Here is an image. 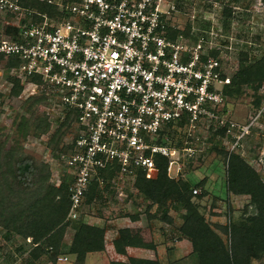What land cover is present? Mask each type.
Listing matches in <instances>:
<instances>
[{
  "label": "built area",
  "instance_id": "1",
  "mask_svg": "<svg viewBox=\"0 0 264 264\" xmlns=\"http://www.w3.org/2000/svg\"><path fill=\"white\" fill-rule=\"evenodd\" d=\"M37 1L55 14L0 0V15H12L16 23L7 24L17 29L0 32V68L40 86L54 110L72 117L65 151L48 155L62 168L52 184L69 185L67 221L78 219L94 181L119 198L126 187L136 191L139 172L156 177L155 158L176 180L203 154L212 128L225 130L230 154L264 112L246 124L229 119L225 89L243 42L212 19L199 26L181 0ZM113 170L111 180L101 176Z\"/></svg>",
  "mask_w": 264,
  "mask_h": 264
},
{
  "label": "trees",
  "instance_id": "2",
  "mask_svg": "<svg viewBox=\"0 0 264 264\" xmlns=\"http://www.w3.org/2000/svg\"><path fill=\"white\" fill-rule=\"evenodd\" d=\"M18 4L27 10L39 14L53 16L54 9L37 0H18ZM224 29H228L227 19L232 17V10L223 9ZM8 33H16L17 29L8 26ZM232 68V66L230 67ZM32 81L38 82L32 78ZM243 86L252 88L254 100L252 106L260 109L264 103V50L262 55L254 61L248 60V54L240 55L237 71L231 78V85L226 87V97H240ZM22 87H15L12 91L18 95ZM45 99L44 95L31 97L26 101L29 113ZM73 128L72 117L68 114L65 120L49 136L47 147L56 152L65 151L60 146L67 130ZM22 139L29 136L40 137L49 132L50 124L46 117H21L16 127ZM213 137L220 140L225 136L224 129L210 131ZM220 140L218 142H220ZM208 142H211L209 139ZM181 145V142H179ZM222 156L226 164L225 191L228 196L247 197L248 204L241 216L235 221L230 218L227 224L212 222L200 211L194 199H202L207 195L205 190L206 178L195 186L201 189L199 196L192 195L193 187L190 181L181 178L173 180L166 174V159L155 158L157 175L147 179L139 172L134 182L135 190L143 197L147 206L144 210L149 232L157 223L173 225L174 220L169 211H180V225L176 231L178 240H187L191 244L192 252L197 258V264H255L264 259V181L258 173L241 157L239 153L228 154L224 150L211 147ZM116 170L102 171L105 180H111ZM50 169L46 164L36 163L25 156L18 143L7 146V140L0 141V229L5 232V238L16 235L33 245L42 253L45 259L56 264L62 254H69L74 261L70 264H84L88 254L101 253L104 248V230L87 225L78 219L66 220L69 212V185L64 180L59 187L50 183ZM110 188L109 185L104 187ZM94 181L85 194V202L90 203L95 193L99 191ZM84 202V203H85ZM139 213L131 217L132 221L139 219ZM218 216V215H215ZM70 227L73 230L71 244H62L64 233ZM68 247V249H67ZM117 254L124 255L125 249L143 248L154 249L153 241L143 242L140 238L131 236L128 228L118 231L113 241ZM68 258V257H67ZM161 257L155 260L128 258V262L113 261L108 264H162ZM27 264H31L30 261Z\"/></svg>",
  "mask_w": 264,
  "mask_h": 264
},
{
  "label": "rangeland",
  "instance_id": "3",
  "mask_svg": "<svg viewBox=\"0 0 264 264\" xmlns=\"http://www.w3.org/2000/svg\"><path fill=\"white\" fill-rule=\"evenodd\" d=\"M180 2L189 15L195 11L197 14L196 23L199 26L202 25L203 17L223 25V9L227 7L232 10V17L227 19L228 29H224V31L239 38L243 44L240 52L232 54V57L236 56V59H232L230 63H233L234 66L232 71L229 70L231 77L238 69L241 53L248 54V60L251 61L257 60L262 55L264 50V0H181ZM180 21L181 23L185 22L186 17L183 16ZM7 23L10 25L16 23V20L12 15H0V32L5 31L8 27ZM21 81L16 80L5 66L0 68V141L7 140V146H13L15 142L18 143L25 156L30 157L36 163L46 164L50 169V183L52 184V180L55 181L58 175L56 171L60 173L62 168L52 162L51 155L57 152L52 147H47V142L52 132L65 120V116H61L52 108L49 97L40 86L36 88L26 84L28 82L21 85ZM15 87H22L18 95L12 93ZM258 93L264 95V90L260 89ZM40 95H44L45 99L29 113L26 108V101L31 97ZM253 100L252 88L248 86H243L240 97H227L225 109H227L229 119L239 124L248 123L257 112L252 106ZM263 106L264 103L261 107ZM23 116L26 118L46 117L50 124L49 132L38 138L29 136L22 139L17 133L16 127ZM72 136L73 128L71 127L70 130L66 131L60 146L63 147L69 143ZM209 139L211 142H208ZM219 140V137H213L209 133L204 144L203 154L185 162L181 178L191 182L193 191H196L195 194L192 192L194 196L201 195V189L195 185L206 178L205 190L207 195L202 199L195 198L194 202L199 204L200 211L207 219L212 222L227 224L229 218L231 221L239 219L244 207L248 204V198L226 194V164L220 154L215 151L210 152V149L215 146L218 150L227 152L231 142L222 139L218 142ZM234 152L239 153L264 181V112L255 122L250 134L241 143V147ZM49 153H51L50 159L48 158ZM95 194L98 197L95 196L90 203H84L80 212V221L103 229L104 241L106 240L108 243L113 232H116L118 236V231L131 226V217L139 213V219L143 218V222L135 226L136 231L133 232V236L149 242L145 226L148 223H146L144 214L148 204L144 202L140 193L126 187L123 190V195L119 198L118 192L113 188L100 189ZM169 213L174 224L167 227L163 226L164 228H161V224H157L158 226L155 227V230L160 229L157 233L160 239L158 246H160L162 264H197V258L192 252L189 241L187 242L190 245L185 242L186 240L183 241L181 244L183 249L173 248L172 244L179 242L176 240L178 236L176 229L181 223L180 211L170 209ZM72 235L73 230L67 227L62 244L69 246ZM152 237L155 240L156 237L153 235ZM168 249L170 250L167 251ZM170 251L172 253L168 254ZM60 256H67L69 259L71 255L64 253ZM89 260L90 258L86 264H90ZM28 261L31 264H52L29 242L16 235H11L9 239H6L5 232L0 229V264H27ZM124 261L128 262L126 259ZM56 264L70 263H63L57 259ZM97 264H102L101 260ZM255 264H264V259L261 262H255Z\"/></svg>",
  "mask_w": 264,
  "mask_h": 264
},
{
  "label": "crops",
  "instance_id": "4",
  "mask_svg": "<svg viewBox=\"0 0 264 264\" xmlns=\"http://www.w3.org/2000/svg\"><path fill=\"white\" fill-rule=\"evenodd\" d=\"M142 222H143V218L141 220L139 219L137 221L130 222L132 225L126 227V228H128L130 230L131 236H133V232L136 231L135 230L136 229L135 226L137 224H141ZM157 224H161V228H164L163 226H166V227L170 226V225L163 224V223H157ZM157 224L153 226L154 228H152V232H149L148 224H145L146 229H147V234H148V237H149L148 241H150V242L153 241L154 249H143V248L128 247V248L125 249L126 253L124 255L117 254L115 252V250H114V247H113V241L117 238V237H115V236H117V233L113 232L110 235L109 242L107 243L106 240L104 241L105 251L101 252V253L88 254L87 257L85 258L84 264H86V262H88L89 258H90V260H89L90 264H97L100 260H101L102 264H108V262H113V261L125 262L124 259H126V261H128V258L155 260L157 256L161 257V253H160V250H159L160 246H158L160 244V239H159V235H158L160 229L159 230H155V227L158 226ZM152 235L156 237L155 240L153 239ZM157 235H158V237H157ZM106 236H107V234H106ZM133 237H135V236H133ZM146 238H147V235H146ZM172 240H175V239H172ZM183 241H185V240H179V242H177L176 244H172L173 248H176V249H178V248L181 249L182 248L183 249L184 247L181 246ZM185 242H187V240ZM169 250L170 249H168L167 251H169ZM171 253H172L171 251L168 252V254H171ZM108 254H109V256H108ZM69 260L74 261V257L70 256Z\"/></svg>",
  "mask_w": 264,
  "mask_h": 264
}]
</instances>
